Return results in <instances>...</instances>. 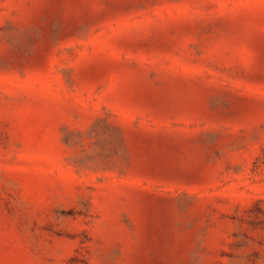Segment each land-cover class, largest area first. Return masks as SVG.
Instances as JSON below:
<instances>
[{
  "label": "rangeland",
  "instance_id": "374dc122",
  "mask_svg": "<svg viewBox=\"0 0 264 264\" xmlns=\"http://www.w3.org/2000/svg\"><path fill=\"white\" fill-rule=\"evenodd\" d=\"M0 264H264V0H0Z\"/></svg>",
  "mask_w": 264,
  "mask_h": 264
}]
</instances>
